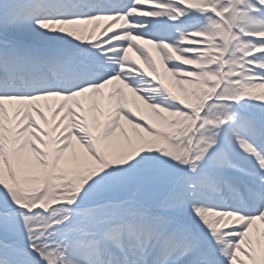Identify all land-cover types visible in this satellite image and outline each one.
Returning <instances> with one entry per match:
<instances>
[{"label":"snow or ice","instance_id":"snow-or-ice-1","mask_svg":"<svg viewBox=\"0 0 264 264\" xmlns=\"http://www.w3.org/2000/svg\"><path fill=\"white\" fill-rule=\"evenodd\" d=\"M0 264H264V0H0Z\"/></svg>","mask_w":264,"mask_h":264},{"label":"bare ground","instance_id":"bare-ground-1","mask_svg":"<svg viewBox=\"0 0 264 264\" xmlns=\"http://www.w3.org/2000/svg\"><path fill=\"white\" fill-rule=\"evenodd\" d=\"M99 23H100L101 25H104V24L107 23V21H101V22H99ZM144 46L147 47V48H149L154 56H158V53H157V51L155 50L154 46H152V45H148V44H145ZM130 54L133 55L134 57H136V54H135L134 52H132V53H130ZM137 62H138V64H139L141 67H144L142 61H140L138 58H137Z\"/></svg>","mask_w":264,"mask_h":264}]
</instances>
